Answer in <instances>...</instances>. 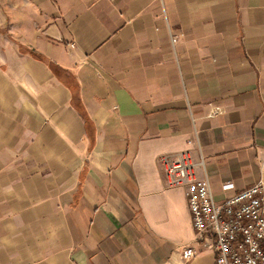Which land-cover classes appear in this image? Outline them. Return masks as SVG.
<instances>
[{
  "label": "crops",
  "instance_id": "crops-1",
  "mask_svg": "<svg viewBox=\"0 0 264 264\" xmlns=\"http://www.w3.org/2000/svg\"><path fill=\"white\" fill-rule=\"evenodd\" d=\"M185 151L218 203L258 179L264 0H0V264H215Z\"/></svg>",
  "mask_w": 264,
  "mask_h": 264
},
{
  "label": "built area",
  "instance_id": "built-area-1",
  "mask_svg": "<svg viewBox=\"0 0 264 264\" xmlns=\"http://www.w3.org/2000/svg\"><path fill=\"white\" fill-rule=\"evenodd\" d=\"M171 44L177 42L170 38ZM223 111L216 107L209 117L219 118ZM164 185L183 189L191 219L193 240L215 254V264H264V155L259 160V175L254 184L235 192L221 203L214 200L203 170L202 156L189 151L159 157ZM223 191L233 190L231 183ZM196 255L193 246L185 245L181 258L187 262Z\"/></svg>",
  "mask_w": 264,
  "mask_h": 264
}]
</instances>
